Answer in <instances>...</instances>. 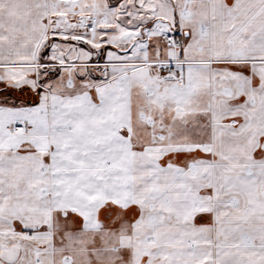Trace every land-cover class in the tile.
Returning a JSON list of instances; mask_svg holds the SVG:
<instances>
[{
  "label": "snow or ice",
  "instance_id": "snow-or-ice-1",
  "mask_svg": "<svg viewBox=\"0 0 264 264\" xmlns=\"http://www.w3.org/2000/svg\"><path fill=\"white\" fill-rule=\"evenodd\" d=\"M0 264H264V0H0Z\"/></svg>",
  "mask_w": 264,
  "mask_h": 264
}]
</instances>
